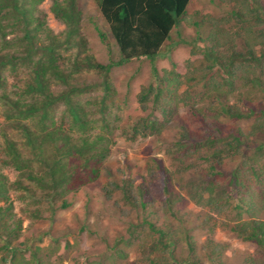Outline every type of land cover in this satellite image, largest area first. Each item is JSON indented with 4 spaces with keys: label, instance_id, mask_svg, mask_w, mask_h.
Masks as SVG:
<instances>
[{
    "label": "rangeland",
    "instance_id": "1",
    "mask_svg": "<svg viewBox=\"0 0 264 264\" xmlns=\"http://www.w3.org/2000/svg\"><path fill=\"white\" fill-rule=\"evenodd\" d=\"M219 1L190 0L187 21H181L161 47L154 77L149 60L120 63V51L93 0H75L71 19L55 11L70 7V0H0V62L5 63L0 64V189L6 190L0 195V248L6 242L18 257L35 254L42 264H264V249L232 231L238 221L235 213L218 215L203 207V184L215 172L221 174L217 197L230 198L232 205L241 201L225 185L224 176L237 168L248 175L245 164L252 152L247 149L264 140V131L251 133L255 115L248 112V102H237L238 94L229 102L243 112L241 119L221 113L219 106H210L208 97H202L207 62L203 54L194 56L186 42L195 37L191 20L223 16L229 10ZM99 31L105 35L103 41ZM237 47L243 53L241 45ZM87 62L104 69H89ZM173 65L177 69L172 72ZM184 68L187 76L175 93V103L161 84ZM39 70L41 93L33 89ZM148 86L153 92L143 111L138 96ZM157 88H163L159 102L153 101ZM246 91L255 97L250 105L257 111L264 105V94L241 89ZM9 103L17 104V111ZM72 104L79 109V122L70 113ZM200 108L198 118L195 110ZM148 118L159 124V131L135 134ZM54 131L58 144L67 143L64 149L74 151L62 159L71 176L56 188L26 178L29 167L34 176L47 174L40 158H53L49 142L37 151L27 144V136L42 141L44 132ZM238 134L243 151L214 170L205 162V148L192 157L195 160L179 162L171 156L178 143L193 146L213 136L231 140ZM7 141L20 154L18 161L9 155ZM154 159L170 176L168 188L161 177L150 179L157 166ZM130 181L139 194L137 205L123 199L124 182ZM105 189L111 191V199H106ZM63 202L68 208H60ZM148 224L165 233L164 247L149 249L147 236L153 233ZM5 254L0 249V259Z\"/></svg>",
    "mask_w": 264,
    "mask_h": 264
},
{
    "label": "trees",
    "instance_id": "2",
    "mask_svg": "<svg viewBox=\"0 0 264 264\" xmlns=\"http://www.w3.org/2000/svg\"><path fill=\"white\" fill-rule=\"evenodd\" d=\"M93 1L97 4L98 10L108 25L109 31L120 51V63L138 61L140 59L149 60L153 64L152 74L154 77H157L158 73L155 69L156 58L163 44L170 39L172 30L181 21H187V7L190 0ZM16 2L17 0H13V3ZM219 5L222 9L228 7L229 10L223 16L205 15L191 20V26L195 29V37L192 41L186 42L192 46L194 56L203 54L205 62H207L206 70L208 73L201 81L205 89L202 97H208L210 106H219L221 113L232 118L241 119L245 117L243 112L235 104L232 105L229 102L232 95L238 94L239 98L237 102H248V112L250 115H255V122L251 133H261L264 131V105L260 106L257 111L253 110V105L250 104L254 101L255 97L252 96L253 94L250 91L241 92V89L245 87L255 88L264 94V0H221L219 1ZM1 7L2 4L0 2ZM13 8L19 11L20 15H24L17 5H14ZM74 9L75 0H70V7L67 9L58 8L55 11L71 19ZM99 36L102 41L105 39V35L101 31H99ZM238 45H241L243 53L239 51ZM258 47L261 48L259 55L257 53ZM49 52L52 51L49 50ZM8 63H10V60ZM0 64L5 65L3 62H0ZM256 64L259 65L257 66L259 69L254 67ZM87 67L95 70L97 68L104 69L103 66L94 62H87ZM176 69L177 66L173 65L172 72ZM40 71L34 73L35 87L32 86L39 93L44 88L41 81H38L41 78ZM176 75L177 77L163 80L161 84L167 96L173 100L177 96L175 93L178 91L180 83L183 82L184 77L186 79L187 68H184V71L182 70ZM220 78L224 79V82L218 81ZM236 85L238 93H234ZM163 88L155 90L157 93L154 94L153 101L159 102V96ZM151 92H153V88L148 86L143 88L138 96V102L143 111H146L148 108ZM67 98L69 99L68 102H70L69 96ZM177 102L178 100L176 99L175 103ZM9 105L10 103L8 107ZM159 105L164 106V103ZM17 108V104L10 105L11 110L16 109L17 111ZM29 110H33V107H30ZM69 110L73 119L79 122L78 107L72 104ZM195 111L198 112L199 118L202 109L200 108ZM204 119H207V117ZM158 125L157 122H151L149 118L145 119L142 128H136L135 134L138 132L142 133L143 136L152 135L156 131H159L156 128ZM55 134V131L44 132L42 141H37V136L34 138L30 134L26 138L27 144L32 145L33 149L37 151H41L43 144L46 142H49L52 147L53 158L41 157L39 161L41 165L48 168V173L41 177L34 176L33 169L29 167L28 174L26 175V178L34 180L40 186L44 183H49L52 188L63 186L67 182V177L71 176V172L65 170L62 159L68 154L72 156L74 151L72 148L64 149L63 145L67 143L58 144V137H55ZM213 138L205 143H193V146L178 143L175 148L176 150L171 156L176 157V159L179 158L178 161L183 162L196 156V154L205 148V162L209 163V168L214 170L216 165L221 166L226 158L236 157L243 151L241 134L232 136L231 140L228 137H224L228 140L219 139L215 136ZM6 144L9 155L14 161H18L20 154L15 145L9 141ZM247 151L252 152V157L248 158L245 164L249 167L247 171L248 175L242 173L237 168L230 176H224L225 185L231 187L236 193L235 198L239 199L238 197H241V201L234 202L232 205L229 203L230 198H222L220 200L217 197V192H215L217 175L221 176V174H219L220 172H215L203 184L201 194H207L206 198L202 197L203 207L218 215L224 211L227 215L235 213L234 218L238 221L231 228L232 231L236 232L242 240L252 241L264 249V140L260 141L253 148L247 149ZM75 153L77 154L76 151ZM192 159L195 160V158ZM259 162L261 163L260 166L257 165ZM157 163L158 160L154 159V165ZM90 173L92 174L93 170ZM48 177L51 180L46 182ZM158 177H161L163 182H165L164 189L168 188L170 176L161 164H157L155 169L152 168L150 174V179H153V181L157 180ZM124 185L125 192L123 199L137 205L138 199L136 196H139V194H135L133 183L131 181L124 182ZM106 189L105 197L106 199H111V191L109 192ZM115 189L118 188L115 187ZM4 193H6V190ZM4 193L0 189V195ZM226 195H228L227 192L224 196ZM68 206L66 202H63L60 208L66 209ZM242 216H246V218L241 220L240 217ZM148 226L151 229L150 232L153 233L147 236L151 242L149 249H158L160 245L164 247L165 233L155 229L153 224H148ZM0 249L6 251V254L0 259L1 264H6L7 260L9 264H42L40 260L36 259L35 254H32L30 257L26 256V258L23 256L18 257V251L8 249L6 242H4ZM117 252H115L117 256L121 255ZM251 263L252 261L248 262V264ZM252 264H254V261Z\"/></svg>",
    "mask_w": 264,
    "mask_h": 264
}]
</instances>
